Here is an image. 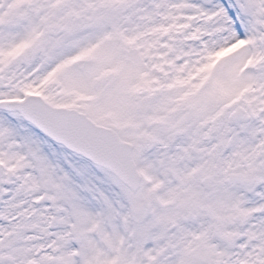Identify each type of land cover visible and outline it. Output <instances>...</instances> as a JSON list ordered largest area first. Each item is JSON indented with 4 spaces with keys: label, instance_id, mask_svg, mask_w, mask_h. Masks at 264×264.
<instances>
[{
    "label": "snow or ice",
    "instance_id": "snow-or-ice-1",
    "mask_svg": "<svg viewBox=\"0 0 264 264\" xmlns=\"http://www.w3.org/2000/svg\"><path fill=\"white\" fill-rule=\"evenodd\" d=\"M0 264H264V0H0Z\"/></svg>",
    "mask_w": 264,
    "mask_h": 264
}]
</instances>
